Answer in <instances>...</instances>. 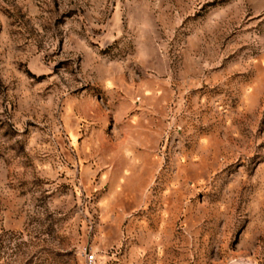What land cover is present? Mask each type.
<instances>
[{"label": "rangeland", "instance_id": "rangeland-1", "mask_svg": "<svg viewBox=\"0 0 264 264\" xmlns=\"http://www.w3.org/2000/svg\"><path fill=\"white\" fill-rule=\"evenodd\" d=\"M0 264H264V0H0Z\"/></svg>", "mask_w": 264, "mask_h": 264}, {"label": "built area", "instance_id": "built-area-1", "mask_svg": "<svg viewBox=\"0 0 264 264\" xmlns=\"http://www.w3.org/2000/svg\"><path fill=\"white\" fill-rule=\"evenodd\" d=\"M87 260H88V262L95 263L96 259L94 257V254L93 253H89L88 256H87Z\"/></svg>", "mask_w": 264, "mask_h": 264}]
</instances>
